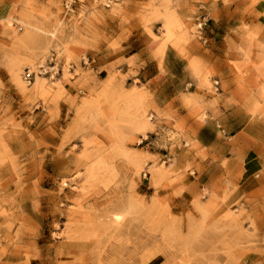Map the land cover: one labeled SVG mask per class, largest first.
Returning <instances> with one entry per match:
<instances>
[{
  "label": "rangeland",
  "instance_id": "obj_1",
  "mask_svg": "<svg viewBox=\"0 0 264 264\" xmlns=\"http://www.w3.org/2000/svg\"><path fill=\"white\" fill-rule=\"evenodd\" d=\"M263 30L264 0H0V264H264V143L217 168L186 125L206 118L195 80L264 140ZM229 39L242 60H214Z\"/></svg>",
  "mask_w": 264,
  "mask_h": 264
},
{
  "label": "crops",
  "instance_id": "obj_2",
  "mask_svg": "<svg viewBox=\"0 0 264 264\" xmlns=\"http://www.w3.org/2000/svg\"><path fill=\"white\" fill-rule=\"evenodd\" d=\"M253 24V23H252ZM247 31L252 32V29H248ZM238 30L234 29L233 30V35L236 36L237 35ZM215 36L218 35V33L214 34ZM259 36H261V41L264 42V30L263 33ZM231 40V42H230ZM241 43L236 44V42L232 39H229V42L227 41V45L225 47L226 50H224L226 53L224 54H220V55H215L214 60H219L221 62L223 61H241L243 55H241L240 52V47H241ZM247 42H243V47L246 49L245 46H247L246 44ZM264 44V43H263ZM225 46V45H224ZM251 46H252V42H251ZM215 48L218 49V47H216V45H213L212 48L210 49V53H209V57L210 59H212L213 57V50H215ZM254 49V48H253ZM252 47H251V51H253ZM168 52L171 53H175L178 55V51L177 49H175L174 47L167 45L164 48V53H163V60H162V66L167 69L168 68V61L166 59V56L168 54ZM225 54H227V56H225ZM184 60V59H183ZM184 62V61H183ZM185 71L183 74H186L187 76L186 79H189V69H188V65L185 64ZM166 73H169L168 70H166ZM160 74V75H159ZM168 79V76L166 75H161V73L156 72L151 78H149V81L152 82V80L154 81V83H159V82H165ZM231 80V79H230ZM232 83V82H231ZM154 84V85H156ZM192 84L194 85V90L190 91L189 93L191 95H193V98H197L201 99V100H208L204 102V113L206 115L205 120H203V122L201 123H194L193 121H188L186 125H192V126H196V131L197 133H201L204 135V133L209 134V136H201L199 134V136L197 135L196 137V142L199 143L200 148L205 152V157L203 159H201V163L206 164V163H210V164H215L220 167V165L222 164V162L225 163H230L231 162V150L233 148L236 147L235 143H242L243 139L245 141V143H264V140H261V138L259 137L256 138L255 136H252L250 134V125H251V114L250 112H248L247 108L242 105V104H228V106H224L222 104V102H220L222 100V98L224 97V93H219L221 94V96L223 97H206L205 94H201L200 92L196 91V86L197 83L195 80L192 81ZM175 88H177L178 84L173 85ZM173 87V88H174ZM248 86L245 84L244 85V91L240 90L239 87L237 88L235 82H233V86L232 84L229 83V87H228V92L226 98L228 100H241V99H247L246 97H248L249 95H251L248 90H247ZM197 96V97H196ZM217 100V101H213V100ZM155 101L156 104L162 108H164L165 104H159L160 103H164L161 102L162 99L160 96L155 97ZM177 112V110H176ZM182 115V114H181ZM186 115L187 114H183ZM236 116H243V120L242 122L235 127H232V124L230 123L231 119H235ZM164 120H162L163 122ZM216 123V124H215ZM220 123L223 125V127H228V131L226 132L225 128L221 129V132H225L227 133V136L223 138V140L220 138L219 136V130L216 128H220ZM159 127H166L167 125H165L164 123L158 125ZM254 140V141H253Z\"/></svg>",
  "mask_w": 264,
  "mask_h": 264
},
{
  "label": "built area",
  "instance_id": "obj_3",
  "mask_svg": "<svg viewBox=\"0 0 264 264\" xmlns=\"http://www.w3.org/2000/svg\"><path fill=\"white\" fill-rule=\"evenodd\" d=\"M208 22L207 14L201 12L197 16H195L194 22L192 24L193 28V35L196 40H198L200 43L205 44L208 41V38L205 33L206 24ZM59 59H57V56L51 55L49 58V63H52L51 66H47L46 64H39L37 65V69L31 70L26 69L23 73V78L30 82L35 74H41V75H49L53 76V74L57 73L59 71V68H61ZM218 84V81H215V85Z\"/></svg>",
  "mask_w": 264,
  "mask_h": 264
},
{
  "label": "bare ground",
  "instance_id": "obj_4",
  "mask_svg": "<svg viewBox=\"0 0 264 264\" xmlns=\"http://www.w3.org/2000/svg\"><path fill=\"white\" fill-rule=\"evenodd\" d=\"M35 70V69H34ZM36 76V75H35Z\"/></svg>",
  "mask_w": 264,
  "mask_h": 264
}]
</instances>
